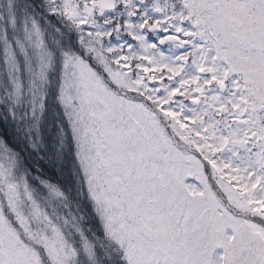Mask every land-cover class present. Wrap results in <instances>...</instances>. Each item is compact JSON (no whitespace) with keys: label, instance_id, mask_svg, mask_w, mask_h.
<instances>
[{"label":"snow or ice","instance_id":"obj_1","mask_svg":"<svg viewBox=\"0 0 264 264\" xmlns=\"http://www.w3.org/2000/svg\"><path fill=\"white\" fill-rule=\"evenodd\" d=\"M28 9L2 53L0 264H264V0Z\"/></svg>","mask_w":264,"mask_h":264},{"label":"rangeland","instance_id":"obj_2","mask_svg":"<svg viewBox=\"0 0 264 264\" xmlns=\"http://www.w3.org/2000/svg\"><path fill=\"white\" fill-rule=\"evenodd\" d=\"M0 5L2 6V8L5 9V13L7 16V17L2 16V23L4 24L5 27H7L11 31L13 36V38H11V33H10L9 40L6 41V46L9 44V42H11L12 46L15 47V41L17 39H23L25 35V30L29 31L25 25L27 22L20 20L18 18V15L16 13L17 0H0ZM20 11H21V7L19 8L18 12ZM5 13H3V15H5ZM2 36H4V32H2ZM2 80L6 83L9 80V73H7L6 78ZM8 91L10 92L11 89L9 88ZM3 96H4V90L0 89V104H3L5 102L4 99L2 98ZM89 256L95 258V254H89Z\"/></svg>","mask_w":264,"mask_h":264},{"label":"trees","instance_id":"obj_3","mask_svg":"<svg viewBox=\"0 0 264 264\" xmlns=\"http://www.w3.org/2000/svg\"><path fill=\"white\" fill-rule=\"evenodd\" d=\"M31 0H17V8L22 7L23 13V19L25 22L28 23V26H32L33 22V16L32 13L29 12L28 5H30ZM2 6L0 5V16L2 14L1 10ZM4 9V8H2ZM5 10V9H4ZM41 25L43 26V21H40ZM7 28V27H6ZM30 29V28H28ZM4 32V24L0 21V73L2 72V66L5 65L2 53L3 49L5 48L4 42L2 43V36L1 33ZM10 32V31H9ZM8 36V31L6 32V39ZM52 39L55 41V37H52ZM99 250V249H98ZM77 264H94L92 260L85 254L83 250L80 251V255L78 257Z\"/></svg>","mask_w":264,"mask_h":264}]
</instances>
